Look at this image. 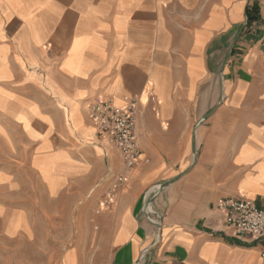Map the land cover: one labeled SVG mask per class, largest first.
I'll list each match as a JSON object with an SVG mask.
<instances>
[{
    "label": "crops",
    "instance_id": "1",
    "mask_svg": "<svg viewBox=\"0 0 264 264\" xmlns=\"http://www.w3.org/2000/svg\"><path fill=\"white\" fill-rule=\"evenodd\" d=\"M263 29L264 0H0V257L65 246L50 226L110 172L109 264H264L215 210H264ZM99 99L136 103L131 171L88 120Z\"/></svg>",
    "mask_w": 264,
    "mask_h": 264
},
{
    "label": "built area",
    "instance_id": "2",
    "mask_svg": "<svg viewBox=\"0 0 264 264\" xmlns=\"http://www.w3.org/2000/svg\"><path fill=\"white\" fill-rule=\"evenodd\" d=\"M259 44L264 58V29ZM88 120L100 139L112 142L120 152L126 170L135 169L142 152L136 132V103L125 100L123 105L99 99L88 109ZM128 178L125 174L108 172L101 180L106 187L100 197L96 215L113 210L118 195L125 189ZM215 210L234 235L251 240H264V210L244 197L224 198L217 201ZM151 212V209H150ZM158 218L156 212L152 211Z\"/></svg>",
    "mask_w": 264,
    "mask_h": 264
},
{
    "label": "rangeland",
    "instance_id": "3",
    "mask_svg": "<svg viewBox=\"0 0 264 264\" xmlns=\"http://www.w3.org/2000/svg\"><path fill=\"white\" fill-rule=\"evenodd\" d=\"M105 142L108 145V142ZM100 197L96 193H91L85 199L76 200L75 215L69 216L61 213L57 217L58 223L54 222L50 226L48 238L60 245L69 239L70 241L66 242L65 246L56 247L55 244L52 245L49 241H45L46 247L42 250L39 248H6L1 251V254L5 256L0 257V264H62L65 255V262L69 264L68 257L73 258L71 250L78 252L81 264H109V253L101 246L105 237L101 231L100 221L97 219L98 215L95 214ZM64 208L67 209L63 207L61 210ZM81 214H84L83 219L80 218ZM47 243L50 245L47 246ZM51 257L55 259L52 260Z\"/></svg>",
    "mask_w": 264,
    "mask_h": 264
},
{
    "label": "bare ground",
    "instance_id": "4",
    "mask_svg": "<svg viewBox=\"0 0 264 264\" xmlns=\"http://www.w3.org/2000/svg\"><path fill=\"white\" fill-rule=\"evenodd\" d=\"M72 259H73V258H72L71 256L68 257V263H69V264H72V263H73V260H72Z\"/></svg>",
    "mask_w": 264,
    "mask_h": 264
},
{
    "label": "water",
    "instance_id": "5",
    "mask_svg": "<svg viewBox=\"0 0 264 264\" xmlns=\"http://www.w3.org/2000/svg\"><path fill=\"white\" fill-rule=\"evenodd\" d=\"M168 185H170V184H169V183H167V184H162L161 187H162V188H165V187L168 186Z\"/></svg>",
    "mask_w": 264,
    "mask_h": 264
}]
</instances>
